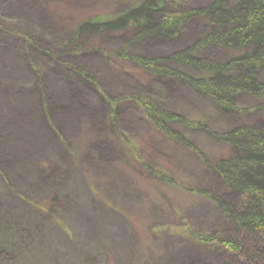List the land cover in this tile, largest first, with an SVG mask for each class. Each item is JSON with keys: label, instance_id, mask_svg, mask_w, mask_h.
<instances>
[{"label": "rangeland", "instance_id": "1", "mask_svg": "<svg viewBox=\"0 0 264 264\" xmlns=\"http://www.w3.org/2000/svg\"><path fill=\"white\" fill-rule=\"evenodd\" d=\"M212 3L185 0L167 10L189 14ZM124 4L0 0V264H223L227 253L189 242L185 224L212 234L225 229L244 242L247 256L256 253L236 222L220 219L210 196L229 189L205 162L229 158L230 146L217 136L262 114L223 110L187 81L146 75L132 62L152 58L200 77L172 57L203 37L208 23L201 16L176 37L131 44L125 58L132 30L77 38L84 20L110 18ZM197 56L227 59L210 47ZM142 99L190 123L170 124L180 143L149 122ZM263 104L251 96L239 107ZM38 138L60 153L16 157L14 140ZM69 143L84 151L76 161Z\"/></svg>", "mask_w": 264, "mask_h": 264}, {"label": "trees", "instance_id": "2", "mask_svg": "<svg viewBox=\"0 0 264 264\" xmlns=\"http://www.w3.org/2000/svg\"><path fill=\"white\" fill-rule=\"evenodd\" d=\"M185 0H123L125 6L118 8L109 17H91L77 27V38L84 33L111 31L114 33L132 30L133 34L123 56L133 43H145L178 36L193 16L204 18L208 26L203 37L190 48L173 55L181 65L196 68L200 77H191L183 72L161 67V60L136 57L132 62L147 75L156 74L161 78H177L187 81L202 96L210 98L223 110L232 113L259 112L263 118L249 126H243L231 133L217 136L230 146L231 156L217 163L206 160L215 175L228 187L229 195H212L213 203L220 212V219L228 223L234 221L244 232L246 245L251 250L257 247L254 256L244 252V242L234 240L224 229L218 233L199 232L187 224L182 230L186 239L194 241L202 248H220L227 257L223 264H264V104L251 110L239 107L241 98L257 96L264 98V0H214L202 10L189 14H169L168 8ZM169 5V6H168ZM99 21H104L100 27ZM208 47L218 49L227 55L226 61L202 59L197 56ZM125 60V59H124ZM83 74V73H82ZM84 75V74H83ZM147 114L149 122L164 135L174 141L184 139L172 133L170 124L181 123L192 126L179 114L163 110L155 103L138 100ZM201 124V123H199ZM198 127H202V124ZM198 129V128H196ZM190 145L189 140H185ZM182 144V143H181ZM72 144H69V147ZM258 244V245H257ZM256 245V246H255ZM254 246V248H253ZM254 250V251H255ZM253 258V259H252Z\"/></svg>", "mask_w": 264, "mask_h": 264}, {"label": "crops", "instance_id": "3", "mask_svg": "<svg viewBox=\"0 0 264 264\" xmlns=\"http://www.w3.org/2000/svg\"><path fill=\"white\" fill-rule=\"evenodd\" d=\"M9 144H11V143H9ZM13 145H18L17 150L15 149L16 152L14 150L17 158H20V156H22L23 158L26 157L29 160L34 159L35 157H38L39 160H41V158H48L49 160H51L50 155L53 156L54 151H58V152L60 151V149L57 147L48 146V140L46 138L45 139L44 138L32 139L30 141L29 140H21V139L17 140L16 139L13 141ZM13 145H12V147H13ZM8 146L9 145L3 143V150L5 152L9 149ZM28 149H31V150L29 151ZM64 150H66V149H64ZM61 151L65 154V151H63L62 149H61ZM67 155H69L74 160L76 159L74 156H72L70 154H67ZM65 158H66V156L63 159H65ZM36 163L39 164V162H36Z\"/></svg>", "mask_w": 264, "mask_h": 264}, {"label": "bare ground", "instance_id": "4", "mask_svg": "<svg viewBox=\"0 0 264 264\" xmlns=\"http://www.w3.org/2000/svg\"><path fill=\"white\" fill-rule=\"evenodd\" d=\"M157 106H159V104H157ZM160 107V106H159ZM79 203V202H78ZM78 203H77V205H78ZM79 206V205H78ZM253 259V258H252ZM256 259L257 260H262L263 259V256H259V257H255L253 260H255L256 261ZM253 260H250V261H248V264H254V262H253Z\"/></svg>", "mask_w": 264, "mask_h": 264}]
</instances>
